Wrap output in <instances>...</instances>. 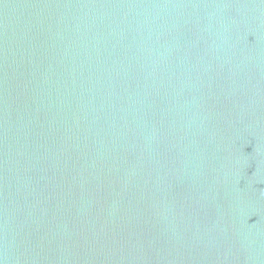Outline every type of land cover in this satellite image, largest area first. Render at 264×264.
<instances>
[{
	"label": "water",
	"instance_id": "1",
	"mask_svg": "<svg viewBox=\"0 0 264 264\" xmlns=\"http://www.w3.org/2000/svg\"><path fill=\"white\" fill-rule=\"evenodd\" d=\"M0 264H264V0H0Z\"/></svg>",
	"mask_w": 264,
	"mask_h": 264
}]
</instances>
